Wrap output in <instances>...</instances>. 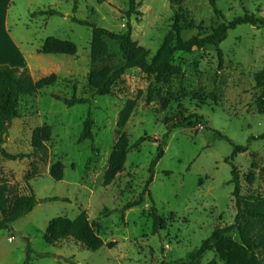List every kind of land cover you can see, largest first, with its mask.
Instances as JSON below:
<instances>
[{
	"label": "rangeland",
	"instance_id": "obj_1",
	"mask_svg": "<svg viewBox=\"0 0 264 264\" xmlns=\"http://www.w3.org/2000/svg\"><path fill=\"white\" fill-rule=\"evenodd\" d=\"M137 3L138 14L130 19L132 38L151 57L176 20L183 26V38L189 39L209 35L223 21L245 13L264 18V0H217L223 18L208 0H183L175 7L168 0ZM48 8L70 14L34 19L29 14V10ZM128 9V0H23L15 9L11 29L22 43V55L13 56L8 65L28 68L36 81L51 74L57 79L54 85L21 98L19 118L13 120L6 137L9 153L31 156L11 161L0 155V184L22 196L34 195L40 202L12 229L0 231V264H24L27 245L45 255L34 256L31 264H188L203 244L205 249L191 264L251 261L233 228L237 209L230 184L232 167L225 160L230 159L239 172L242 195L264 196V140H257L264 133V115L257 108L263 89L256 82L264 68V29L239 25L229 31L219 47L222 64L215 47L180 52L174 64L181 75L167 82L133 69L125 72L111 95L97 96L91 104L68 107L55 99L92 98L90 73L125 63L119 42L109 39L106 54L93 59L92 29L72 17L124 33ZM49 37L73 42L76 55L40 54ZM130 100L136 105L123 129L130 144L144 135L153 140L131 149L122 172L104 186L109 158L122 132L119 114ZM89 113L93 136L79 143ZM186 121L164 139L173 124ZM44 126L51 127L47 151L32 155L33 132ZM159 146L164 156L145 191ZM234 146L245 151L233 154ZM56 163L63 165L61 181L50 176ZM141 195L139 206L125 209ZM153 207L163 220L164 229L158 234L153 228ZM82 211H87L95 230L111 247L93 252L72 239L55 245L44 241L51 220L75 219Z\"/></svg>",
	"mask_w": 264,
	"mask_h": 264
},
{
	"label": "trees",
	"instance_id": "obj_2",
	"mask_svg": "<svg viewBox=\"0 0 264 264\" xmlns=\"http://www.w3.org/2000/svg\"><path fill=\"white\" fill-rule=\"evenodd\" d=\"M170 5L180 6L183 0H168ZM210 6L215 13L223 18L222 13L217 8V0H208ZM129 9L127 16V30L124 33H115L108 29L98 27L95 24L72 17L73 22L87 26L92 29L91 40V57L98 59L103 57L107 52L106 39L117 41L120 45V51L124 56L125 63L117 69L111 67H103L92 71L88 77V84L94 90L92 98H65L53 96L55 99L63 102L66 106L72 107L75 105L91 104L97 96H108L113 92V87L121 79L128 70L137 69L148 76H154L157 80L167 82L171 78L181 75V68L174 64V56L177 53H191L194 50H205L208 47L217 48L220 64L223 63V54L220 50V45L227 38L229 31L235 30L239 25H250L264 29V18H258L253 14L245 13L242 17H237L230 22L223 21L209 35L193 36L189 39H184L182 36L183 26L179 20H176L172 28L166 36L163 45L152 57L151 52L145 47L139 45L132 38V25L130 19L138 14L137 0H128ZM64 17V14L56 9H48L35 11L31 18L36 17ZM43 55H67L74 56L77 53V47L73 42L60 40L55 37L47 38L39 50ZM57 76L51 74L49 77L40 80H34L28 68L10 67L8 65L0 66V155L8 160L16 161L25 159L31 155L11 154L5 148V141L13 120L19 118V104L23 96H33L42 89L48 88L55 84ZM257 85L263 89L262 94L257 98V108L260 114L264 115V68L256 75ZM136 101L130 100L121 110L118 120V128L122 130L120 138L115 143L110 158L107 170L104 176V186H109L113 183L116 176L122 172L128 153L131 149L139 148L146 141L153 140L152 137L144 135L135 143L130 144L129 137L123 131L129 121L134 109ZM201 118H198L200 123ZM186 122H177L173 124L165 133L164 139L169 133ZM189 122L188 125H192ZM93 119L91 113L83 123V129L78 139L79 143L92 139ZM218 135L219 132H216ZM223 139L228 138L221 136ZM51 140V127L44 126L36 129L33 132L31 146L33 149L32 155H42L47 151L46 143ZM257 140H264V133L257 137ZM229 141V140H228ZM238 151H245V147L234 146L233 154ZM164 156L162 146H159L157 153L150 164L149 179L146 182L145 191L153 182L155 168ZM225 162L230 164L232 179L230 184L234 186L233 197L237 214L235 218V228L241 238L242 243L246 246L251 254L249 264H264V196L261 195H242L241 180L236 166L230 159ZM50 176L55 181H61L63 177V165L56 163L52 166ZM143 195L138 200L129 202L125 209H132L139 206L142 202ZM50 199L44 200L49 201ZM52 200H57L54 198ZM40 202L34 195L22 196L14 192L8 185L0 184V231L10 230L12 226L31 213ZM151 217L153 220L154 233L158 234L164 229L163 220L157 214L155 207L152 208ZM72 239L87 250L96 252L103 246L111 247L112 244H105L94 225L90 221L87 211H82L75 219L67 217H57L51 220L44 234V241L48 245H55L61 240ZM205 249L203 244L196 252L191 255V262L196 261ZM43 257L45 255L37 254L32 248L27 245L26 259L24 264H31L33 258ZM229 264H244L240 260L232 261Z\"/></svg>",
	"mask_w": 264,
	"mask_h": 264
},
{
	"label": "crops",
	"instance_id": "obj_3",
	"mask_svg": "<svg viewBox=\"0 0 264 264\" xmlns=\"http://www.w3.org/2000/svg\"><path fill=\"white\" fill-rule=\"evenodd\" d=\"M22 3L23 0H0V66L8 65V63L12 61L13 56H16L17 54L19 56L22 55V43L16 39L15 35L12 34L11 29L14 25V23H12V15L18 4L22 6ZM35 11L37 10H29L30 16ZM74 11L75 7L71 10V12ZM69 12H66L65 14L63 13L64 16H68L70 14ZM10 67H15V65Z\"/></svg>",
	"mask_w": 264,
	"mask_h": 264
},
{
	"label": "built area",
	"instance_id": "obj_4",
	"mask_svg": "<svg viewBox=\"0 0 264 264\" xmlns=\"http://www.w3.org/2000/svg\"><path fill=\"white\" fill-rule=\"evenodd\" d=\"M10 241H12V239H10Z\"/></svg>",
	"mask_w": 264,
	"mask_h": 264
}]
</instances>
